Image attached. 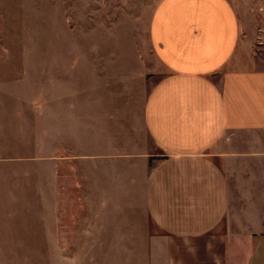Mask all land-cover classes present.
<instances>
[{"label": "crops", "instance_id": "crops-1", "mask_svg": "<svg viewBox=\"0 0 264 264\" xmlns=\"http://www.w3.org/2000/svg\"><path fill=\"white\" fill-rule=\"evenodd\" d=\"M55 7L0 52V264H264V0H159L141 97Z\"/></svg>", "mask_w": 264, "mask_h": 264}, {"label": "rangeland", "instance_id": "rangeland-1", "mask_svg": "<svg viewBox=\"0 0 264 264\" xmlns=\"http://www.w3.org/2000/svg\"><path fill=\"white\" fill-rule=\"evenodd\" d=\"M158 1L0 0V52L41 53L44 21L51 22L56 15L52 11L60 5V12L64 9L60 51L67 58H82L86 78L93 63L89 59L96 55L103 59L106 55L110 59H122L102 63L125 72L129 69L131 74L137 66L140 77L131 83H137L141 97L166 72L164 68L159 69L148 35ZM91 255L83 253L82 264H89Z\"/></svg>", "mask_w": 264, "mask_h": 264}]
</instances>
